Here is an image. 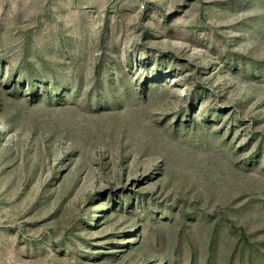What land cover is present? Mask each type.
I'll use <instances>...</instances> for the list:
<instances>
[{
    "label": "rangeland",
    "instance_id": "1",
    "mask_svg": "<svg viewBox=\"0 0 264 264\" xmlns=\"http://www.w3.org/2000/svg\"><path fill=\"white\" fill-rule=\"evenodd\" d=\"M0 264H264V0H0Z\"/></svg>",
    "mask_w": 264,
    "mask_h": 264
}]
</instances>
